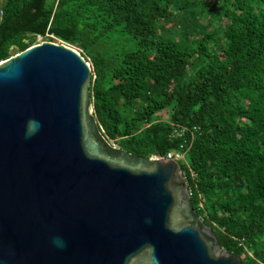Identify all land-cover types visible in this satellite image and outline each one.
I'll return each mask as SVG.
<instances>
[{"label":"trees","instance_id":"1","mask_svg":"<svg viewBox=\"0 0 264 264\" xmlns=\"http://www.w3.org/2000/svg\"><path fill=\"white\" fill-rule=\"evenodd\" d=\"M213 3L3 0L0 62L30 38L76 45L104 137L146 158L182 152L199 217L264 264V0Z\"/></svg>","mask_w":264,"mask_h":264},{"label":"water","instance_id":"2","mask_svg":"<svg viewBox=\"0 0 264 264\" xmlns=\"http://www.w3.org/2000/svg\"><path fill=\"white\" fill-rule=\"evenodd\" d=\"M34 43L0 62V264H244L177 161L104 137L82 55Z\"/></svg>","mask_w":264,"mask_h":264},{"label":"rangeland","instance_id":"3","mask_svg":"<svg viewBox=\"0 0 264 264\" xmlns=\"http://www.w3.org/2000/svg\"><path fill=\"white\" fill-rule=\"evenodd\" d=\"M3 2V0H0V4ZM213 6H215V8L217 9V10H220V8L222 7V9H223V0H213ZM218 2H221L222 3V5H220ZM44 41H47V40H45V39H43L42 37H37L36 39H35V43L34 44H39V43H42V42H44ZM55 42L56 43H60L61 41H58L57 39L55 40ZM69 46H71L72 48H74L75 50H79L78 49V47L76 46V45H69ZM90 64V63H89ZM115 147H117L116 145H114ZM118 148V147H117ZM182 163H185L186 162V159L184 160V161H181Z\"/></svg>","mask_w":264,"mask_h":264},{"label":"built area","instance_id":"4","mask_svg":"<svg viewBox=\"0 0 264 264\" xmlns=\"http://www.w3.org/2000/svg\"><path fill=\"white\" fill-rule=\"evenodd\" d=\"M162 157H164L165 159H168V160H175L178 163L185 160V156L182 152H171V153H168L166 156L156 155V156H152L151 159H160Z\"/></svg>","mask_w":264,"mask_h":264},{"label":"clouds","instance_id":"5","mask_svg":"<svg viewBox=\"0 0 264 264\" xmlns=\"http://www.w3.org/2000/svg\"><path fill=\"white\" fill-rule=\"evenodd\" d=\"M31 130H34V129H31V127H30V131H31Z\"/></svg>","mask_w":264,"mask_h":264}]
</instances>
